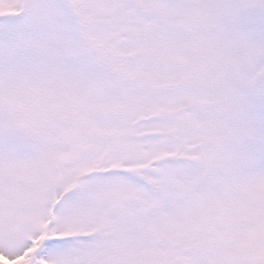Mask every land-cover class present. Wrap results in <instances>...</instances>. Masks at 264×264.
Returning a JSON list of instances; mask_svg holds the SVG:
<instances>
[{
  "label": "snow or ice",
  "instance_id": "snow-or-ice-1",
  "mask_svg": "<svg viewBox=\"0 0 264 264\" xmlns=\"http://www.w3.org/2000/svg\"><path fill=\"white\" fill-rule=\"evenodd\" d=\"M0 264H264V0H0Z\"/></svg>",
  "mask_w": 264,
  "mask_h": 264
}]
</instances>
